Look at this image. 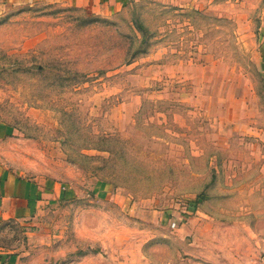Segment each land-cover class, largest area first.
<instances>
[{
    "label": "rangeland",
    "instance_id": "obj_1",
    "mask_svg": "<svg viewBox=\"0 0 264 264\" xmlns=\"http://www.w3.org/2000/svg\"><path fill=\"white\" fill-rule=\"evenodd\" d=\"M0 126L12 170L72 194L35 264H264V0L13 7Z\"/></svg>",
    "mask_w": 264,
    "mask_h": 264
},
{
    "label": "crops",
    "instance_id": "obj_2",
    "mask_svg": "<svg viewBox=\"0 0 264 264\" xmlns=\"http://www.w3.org/2000/svg\"><path fill=\"white\" fill-rule=\"evenodd\" d=\"M31 1L0 0V16L13 7ZM5 133L6 129L0 126V264H35L28 247L35 240L46 237L50 224L44 218L49 207L59 201H66L72 194L61 183L39 181L12 170L2 157ZM202 226L204 224L198 225L199 228ZM173 227L176 229L177 224L174 223ZM16 228L21 231L19 240L14 232ZM186 231L191 232L190 225L180 229V232Z\"/></svg>",
    "mask_w": 264,
    "mask_h": 264
},
{
    "label": "trees",
    "instance_id": "obj_3",
    "mask_svg": "<svg viewBox=\"0 0 264 264\" xmlns=\"http://www.w3.org/2000/svg\"><path fill=\"white\" fill-rule=\"evenodd\" d=\"M144 31H145V27L142 25V33H143L144 38L146 39V33H145L146 31H145V32H144ZM145 39L142 41V43H146V42H147ZM85 149L88 150V148H85ZM90 149H91V148H90ZM90 149H89V150H90ZM92 149H97V147H96V148H92ZM97 150H98V151H101V150H99V149H97Z\"/></svg>",
    "mask_w": 264,
    "mask_h": 264
}]
</instances>
